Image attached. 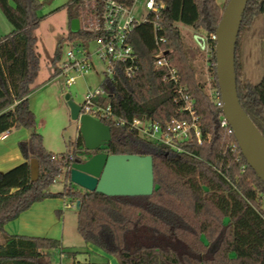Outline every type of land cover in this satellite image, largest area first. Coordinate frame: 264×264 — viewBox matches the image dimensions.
Returning <instances> with one entry per match:
<instances>
[{
	"label": "trees",
	"instance_id": "16d2710c",
	"mask_svg": "<svg viewBox=\"0 0 264 264\" xmlns=\"http://www.w3.org/2000/svg\"><path fill=\"white\" fill-rule=\"evenodd\" d=\"M52 0H0V8L12 24L0 37V133L13 128L31 130L19 141L24 161L0 171V264H53L56 253L66 257L59 239L46 236L12 235L5 224L34 202L49 196H68L77 208V231L83 240L114 255L120 264H264V182L249 165L239 145L231 148V126L222 125V106L208 95L191 62L190 47L179 23L215 33L229 0H165L155 19L159 37L156 44L152 23L137 25L130 34L140 58V71L127 78L121 66L103 87L113 111L125 119L146 116L161 122L173 117L188 118L176 101V85L164 81L165 70L155 65L160 48L180 74V83L195 100L204 142L184 143L186 152L176 153L154 144L125 125L106 121L112 138L98 151L119 154H150L154 164V191L151 195L108 196L96 191L74 190L70 165L78 153H90L79 134L75 146L63 153L48 151L43 135L36 131L35 114L29 106L32 83L38 74L39 54L35 49V28L43 15L39 10ZM125 1L128 0H119ZM103 0H67L62 7L68 17V41L92 40L96 32L82 27L71 29L79 19L94 25ZM59 9V7L57 8ZM264 14V0H249L243 13L236 42V81L240 103L264 135V73L254 82L242 79L239 70V40L244 29ZM58 40L53 64L58 65L63 49ZM216 41L209 39V71L212 84L219 88L216 72ZM203 50L202 46H198ZM56 65V67H57ZM58 68L55 70L56 76ZM210 73V74H211ZM39 162V177L31 179V160ZM65 171L63 192L52 193L50 185Z\"/></svg>",
	"mask_w": 264,
	"mask_h": 264
},
{
	"label": "rangeland",
	"instance_id": "374dc122",
	"mask_svg": "<svg viewBox=\"0 0 264 264\" xmlns=\"http://www.w3.org/2000/svg\"><path fill=\"white\" fill-rule=\"evenodd\" d=\"M66 1L52 0L39 10V14L43 15V18L34 30L36 36L35 49L40 57L39 69L32 83L34 89L29 94V106L34 112L36 119L35 129L43 135L44 147L56 154L73 148L79 136V124L71 116L66 94L69 93L76 103L82 104L86 92V84L92 89L99 86L104 79V71L106 69V65L101 60L94 58V68L87 70L84 76L78 78L72 85H68L65 78L61 75L52 77L57 68V64H53V57L58 40L63 41V52L69 46L66 39L69 30L68 17L66 9L62 7ZM225 1L218 0L221 5H224ZM58 7L59 9H57ZM134 15L141 20L146 15V9L140 8L134 12ZM178 25L186 43L190 47L191 62L197 71V76L206 85V81L213 79L212 73L208 70L210 55L207 51L201 50L198 47L199 44L195 39V34L203 37H207V34L202 30L195 31L190 25L183 23H179ZM12 28V24L0 8V34ZM239 42L238 57L241 77L242 79L248 78L256 82L264 73V14L256 17L250 28L243 30ZM30 132L31 130L25 127L13 128L8 138L0 141L1 172L11 169L23 160L22 158H17L15 150L23 156L19 147V141L22 140L21 138H28ZM89 152L92 153L94 151ZM80 154L78 153V155ZM65 184V171H63L50 185L49 190L52 193L63 192ZM72 188L74 190H83V188L75 183H72ZM45 199L52 204H56L55 209L58 211L54 210L53 213L57 222L50 219L48 223L49 227L44 229V233L40 236L54 238L52 235L53 231L59 237L61 234H64L65 239L61 241V236L59 240L66 251L76 252L84 250L85 241L77 231L76 203L74 204L72 198L68 196H49L43 200ZM63 255L62 253H56L53 263L66 262L68 259H63L65 256ZM92 256L97 257L94 254ZM72 258L73 256L70 257V259Z\"/></svg>",
	"mask_w": 264,
	"mask_h": 264
},
{
	"label": "built area",
	"instance_id": "2783aa9c",
	"mask_svg": "<svg viewBox=\"0 0 264 264\" xmlns=\"http://www.w3.org/2000/svg\"><path fill=\"white\" fill-rule=\"evenodd\" d=\"M165 7V0H103L102 11L98 18H95L94 25H85L83 29L96 32L92 40L79 39L68 41L69 46L63 52L58 62V74L65 78L68 85L74 84L78 78L83 77L87 70L94 68V58H98L105 65L104 79L99 86L92 89L86 84L84 101L80 109V115L88 114L103 122L110 121L116 125H125L135 131L140 137L157 145H165L176 153L186 152L184 143L204 142L203 130L200 124V117L195 109V100L188 92L187 87L180 83V74L169 57V51L160 48L155 54V65L165 70L164 81L176 85V101L181 102V111L187 113L188 118L173 117L161 122L146 116H136L132 119H125L113 111L108 101V93L103 87L106 79L114 78L119 66L127 78L134 77L141 68L140 58L130 42V34L140 24L152 23L156 44L165 41L159 37L160 26L155 20L160 11ZM140 8L146 9V15L139 20L134 12ZM209 39H217L216 33L204 37V50L208 53ZM168 51L167 54L165 52ZM209 70V65H208ZM214 79V78H213ZM212 79V80H213ZM211 81H206V90L210 98L218 105H223L219 88L213 86ZM227 119L223 118L222 125H228ZM229 132H233L232 128ZM10 130L0 133V140L6 138ZM231 148L236 149L238 142L234 136L231 139ZM264 200V194L262 195Z\"/></svg>",
	"mask_w": 264,
	"mask_h": 264
},
{
	"label": "water",
	"instance_id": "95a60500",
	"mask_svg": "<svg viewBox=\"0 0 264 264\" xmlns=\"http://www.w3.org/2000/svg\"><path fill=\"white\" fill-rule=\"evenodd\" d=\"M249 0H229L215 31L216 72L223 102L222 111L231 126L238 145L249 165L264 182V135L242 107L236 81V42L243 13ZM80 28L79 19L71 22V29ZM199 45L204 37L195 34ZM168 51L165 52L167 54ZM71 116L79 124V134L90 157H77L70 165L72 183L87 191L108 196L151 195L154 191V164L150 154L107 153L98 151L108 146L112 134L109 124L88 114L80 115L81 106L66 94ZM31 179L39 177V162L31 160ZM77 201L76 207L79 208Z\"/></svg>",
	"mask_w": 264,
	"mask_h": 264
},
{
	"label": "crops",
	"instance_id": "0c3cea01",
	"mask_svg": "<svg viewBox=\"0 0 264 264\" xmlns=\"http://www.w3.org/2000/svg\"><path fill=\"white\" fill-rule=\"evenodd\" d=\"M11 30H6L5 33L0 34V37L10 32ZM6 138H8V136ZM21 139H26V138L24 137ZM15 152L17 154V158L19 159L22 158L23 160L21 162H23L25 160L24 157L21 156L17 150H15ZM21 162H19V164ZM55 207L56 204L50 203L49 201H47V199L43 201L34 202L28 209L22 211L15 219L8 221L5 224L4 229L7 233L12 235L40 236L42 233H44L43 232L44 229L49 227L48 223L50 222V219L57 222V219H55L53 213L54 210L58 211L57 209H55ZM52 235L54 238L57 239H60V237L62 236L60 239L61 241L62 239L63 240L65 239L64 234H61V236L59 237L56 234V232L53 231ZM0 237H1L0 243L4 242L1 233H0ZM93 254L96 255L97 257H93L92 256ZM64 258H67L68 260L66 262H61L59 264H120L116 256L106 254L101 248L95 246L92 243H87V242H85L84 250L82 249L76 251V254L73 255L72 259H70V257H66V255L63 257V259Z\"/></svg>",
	"mask_w": 264,
	"mask_h": 264
},
{
	"label": "flooded vegetation",
	"instance_id": "af4514ba",
	"mask_svg": "<svg viewBox=\"0 0 264 264\" xmlns=\"http://www.w3.org/2000/svg\"><path fill=\"white\" fill-rule=\"evenodd\" d=\"M86 155H88V154H82V155H79L78 157H83V156H86ZM77 158V157H76Z\"/></svg>",
	"mask_w": 264,
	"mask_h": 264
}]
</instances>
